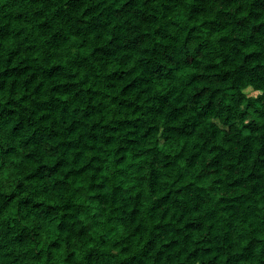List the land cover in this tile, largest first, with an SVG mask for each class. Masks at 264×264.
I'll use <instances>...</instances> for the list:
<instances>
[{"label": "trees", "instance_id": "trees-1", "mask_svg": "<svg viewBox=\"0 0 264 264\" xmlns=\"http://www.w3.org/2000/svg\"><path fill=\"white\" fill-rule=\"evenodd\" d=\"M0 264H264V0H0Z\"/></svg>", "mask_w": 264, "mask_h": 264}, {"label": "rangeland", "instance_id": "rangeland-1", "mask_svg": "<svg viewBox=\"0 0 264 264\" xmlns=\"http://www.w3.org/2000/svg\"><path fill=\"white\" fill-rule=\"evenodd\" d=\"M245 92L248 94V95H254L256 92L253 91L250 87L246 88L245 89Z\"/></svg>", "mask_w": 264, "mask_h": 264}]
</instances>
